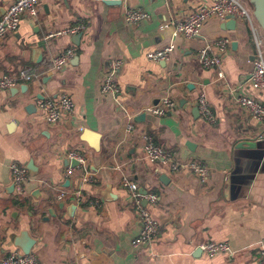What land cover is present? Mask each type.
<instances>
[{"label": "crops", "instance_id": "0c3cea01", "mask_svg": "<svg viewBox=\"0 0 264 264\" xmlns=\"http://www.w3.org/2000/svg\"><path fill=\"white\" fill-rule=\"evenodd\" d=\"M9 1L0 0V17ZM211 2L45 0L37 17L23 15L7 33L0 44V77L23 68L35 76L13 86L16 91L0 90V258L22 253L12 239L26 230L35 239L29 253L38 264H257L264 245V127L234 101L237 94L264 101V90L249 83L256 53L252 30L246 21L227 30L223 22L209 20L196 37L173 36L176 21ZM129 8L148 17L130 24L124 17ZM74 25L84 26L78 41L72 40L75 34L48 37ZM257 32L264 52V30L257 26ZM224 36L231 41L218 52L225 74L219 79L217 69L202 68L197 57ZM170 42L175 48L166 60L146 58ZM70 47L67 63L53 70L54 54ZM113 57L123 60L117 93H102ZM200 92L210 103L213 123L194 111ZM59 93L71 96L74 109L48 125L37 102ZM162 96L174 106L155 115L149 108ZM83 132L97 136L95 146ZM143 133L175 162L204 165L207 181L145 158ZM69 151L78 152L84 164L68 163ZM12 163L28 171L22 198L14 194ZM69 167L74 170L66 175ZM124 175L158 196L155 205L147 204L160 223L156 237L137 248L131 240L140 223L134 199L120 185ZM64 190L68 193L58 199ZM208 241L227 242L232 254L208 256L199 247Z\"/></svg>", "mask_w": 264, "mask_h": 264}, {"label": "built area", "instance_id": "2783aa9c", "mask_svg": "<svg viewBox=\"0 0 264 264\" xmlns=\"http://www.w3.org/2000/svg\"><path fill=\"white\" fill-rule=\"evenodd\" d=\"M45 0H10L5 11L0 17V44L4 41L7 33L14 31L23 15L32 18L37 17L39 6ZM125 20L134 25H139L141 21L148 17V13L140 9H126L124 12ZM229 17L235 19L236 24L239 21H246L253 33L256 43V53L251 61V69L249 71V83L258 90H264V52L262 39L257 32L255 18L251 5H246L241 0H212L210 4H204L191 10L183 20L174 23L173 36L178 35L184 38H193L200 34L203 26L209 20L218 22H226ZM84 29L83 25L67 26L65 28L55 30L48 34V37H58L62 35H73ZM231 38L224 36L212 40L199 51L197 61L202 68L216 70L219 79H224L225 74L220 69L221 57L218 52H223L230 44ZM175 45L170 42L162 48L148 51L145 56L148 60L158 62L166 60L170 53L174 50ZM215 50V51H212ZM73 47L67 48L63 52L56 53L51 59L52 69L61 70L73 54ZM123 60L119 57H113L108 62V71L105 75L104 82L101 87L102 93H117V76L122 67ZM31 68L20 69L17 73L4 75L0 77V90H5L16 86L21 82L31 81L34 77ZM237 106L245 110L250 116L264 127V101L255 99L248 95L237 94L234 98ZM39 109L43 112L44 122L48 125H55L61 122L65 116L70 114L74 109V101L70 95L59 93L54 98H43L38 102ZM197 108L201 118L209 123L215 121V117L211 110L210 103L204 92H200L196 99ZM174 102L168 96H162L158 102L149 108V111L155 115H163L171 110ZM142 152L151 162H160L168 166L171 172L187 170L194 173L201 183H205L208 179L207 168L195 161H187L184 163L175 162L173 154L165 150L162 146L155 144L148 134L142 135ZM69 160H76L78 164H84L83 157L75 151L67 152ZM74 167L66 169V175L73 172ZM11 181L14 188V194L17 198H22L26 194L25 184L29 179L28 171L24 166L12 163L10 165ZM120 185L129 191V195L134 199L137 219L140 223L138 234L132 238V247H140L149 244L158 232L160 223L151 214L149 206L155 205L158 196L152 191L142 193L138 184L132 181L128 176L121 177ZM68 192L62 191L57 198L62 199ZM73 196L77 200H82V196L78 192H73ZM90 204L96 205L97 202L90 201ZM200 249L208 256L230 255L232 254L231 246L225 241H208L201 244ZM259 259L257 264H264V245L258 250ZM0 264H38L36 257L31 254H22L10 252L0 258Z\"/></svg>", "mask_w": 264, "mask_h": 264}, {"label": "water", "instance_id": "95a60500", "mask_svg": "<svg viewBox=\"0 0 264 264\" xmlns=\"http://www.w3.org/2000/svg\"><path fill=\"white\" fill-rule=\"evenodd\" d=\"M106 4H116L119 3V0H103ZM250 5L252 6L253 10V16L258 24V26L264 30V0H248ZM236 22L233 17H229L226 22L222 23V27L227 29V30H233L235 28ZM80 33H77L72 36V40H79L80 39ZM232 48L236 47V42L232 41L231 42ZM22 87H27V86H20V89ZM10 90H18V87H11ZM30 106L27 108L29 110ZM194 111H198L197 108L194 109ZM86 135H89V137H92V144L93 146L96 145V138L97 136L95 134H92L91 132H83L82 133V138L84 139ZM191 143H187V146L190 147ZM68 163H70L72 166H77L78 162L76 160H67ZM27 169L29 172L33 175L35 172V167L32 165V162H30L27 166ZM165 175H161V179L163 180ZM141 192L144 194L146 193L145 190L141 189ZM49 212H51L49 210ZM13 245L18 248L23 254H28L31 250V247L35 243V239L30 236V234L26 230H22L19 232L18 235H15L12 239Z\"/></svg>", "mask_w": 264, "mask_h": 264}, {"label": "rangeland", "instance_id": "374dc122", "mask_svg": "<svg viewBox=\"0 0 264 264\" xmlns=\"http://www.w3.org/2000/svg\"><path fill=\"white\" fill-rule=\"evenodd\" d=\"M244 1H245V0H241V2H242V3H244V4L248 5V4H247V3H245ZM247 2H248V0H247ZM255 23H257V22H256V20H255Z\"/></svg>", "mask_w": 264, "mask_h": 264}]
</instances>
